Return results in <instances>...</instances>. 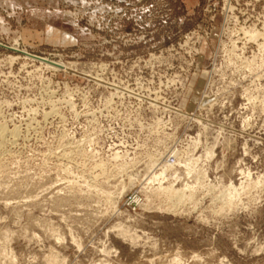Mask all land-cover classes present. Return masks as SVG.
Returning <instances> with one entry per match:
<instances>
[{
  "label": "rangeland",
  "instance_id": "obj_1",
  "mask_svg": "<svg viewBox=\"0 0 264 264\" xmlns=\"http://www.w3.org/2000/svg\"><path fill=\"white\" fill-rule=\"evenodd\" d=\"M1 129L0 264H264V0H0Z\"/></svg>",
  "mask_w": 264,
  "mask_h": 264
},
{
  "label": "bare ground",
  "instance_id": "obj_2",
  "mask_svg": "<svg viewBox=\"0 0 264 264\" xmlns=\"http://www.w3.org/2000/svg\"><path fill=\"white\" fill-rule=\"evenodd\" d=\"M44 61H45V59H44ZM49 62H50V61H49ZM50 63H51V64H54L53 62H50ZM56 64H57V63H56ZM2 127H4V126H2ZM0 131H2V129H1ZM4 131H5V130L2 131L3 134H4ZM11 133L14 135L13 132H11ZM11 133H10V134H11ZM6 140H7V139H6ZM205 149H206V148H205ZM210 150H211V152H212V149H211V148H210ZM210 150H209V147H208V150L205 151V152H207V155L211 153ZM172 152H173V153H172ZM172 152H171V153H172L173 155H175V160L177 161V163H176V162H175V163H169L168 161H166V159H167V158H166V159L163 161L162 165H161L160 171L162 170V168H164V169H163V171H164L165 168H166V167H165L166 165H168L170 168H176L175 166L178 165V163L180 162V161H179L180 159H179V157H178V152H176L175 150H173ZM210 155H211V154H210ZM212 155H213V154H212ZM119 156H120V155H119ZM161 156H162V155H161ZM163 156H164V155H163ZM163 156H162V158H163ZM209 157H210V156H209ZM164 158H165V156H164ZM149 160H150V162H149ZM152 161H153V160H152ZM152 161H151V158L148 159V162L146 163V166H147V167L151 166L152 163H153ZM166 169H167V168H166ZM160 171H158L157 174H156V173H152V174L149 176V182H150L149 184H150V185L155 184V183L157 182L156 179H157V177L159 178V176H160V175H159V176H157V175H158L159 173L161 174V172H162V171H161V172H160ZM164 172H166V170H165ZM164 172H162V174H161L162 176H163V173H164ZM162 180H163V179L161 178V181H162ZM149 184H148V185H149ZM186 184L188 185V183H186ZM157 185H158V184H157ZM190 185H191V184H189L188 186H185V187L183 186V187H184L183 190L186 189V188H187L186 190H188V188L191 190V189H193V187L195 186V185H194V186L192 187V186H190ZM149 187H151V186H149ZM160 187H162V186H160ZM195 188H196V187H195ZM162 189H163V187H162ZM164 189H166V187H165ZM168 189H169L170 191H172V192H180L179 189L176 190V189H174V188H172V187H171V188L169 187ZM183 190H181V191H183ZM183 192H184V191H183ZM188 192H189V191H188ZM191 192H192V191H191ZM185 196H186V195H185Z\"/></svg>",
  "mask_w": 264,
  "mask_h": 264
},
{
  "label": "built area",
  "instance_id": "obj_3",
  "mask_svg": "<svg viewBox=\"0 0 264 264\" xmlns=\"http://www.w3.org/2000/svg\"><path fill=\"white\" fill-rule=\"evenodd\" d=\"M166 159V158H165ZM166 161H168L169 163H175L176 160H175V155H173L172 153L169 154V156H167V159Z\"/></svg>",
  "mask_w": 264,
  "mask_h": 264
}]
</instances>
